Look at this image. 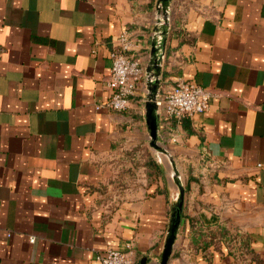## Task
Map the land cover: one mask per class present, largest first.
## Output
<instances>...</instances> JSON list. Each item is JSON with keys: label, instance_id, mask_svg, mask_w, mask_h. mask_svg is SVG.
I'll return each instance as SVG.
<instances>
[{"label": "crops", "instance_id": "0c3cea01", "mask_svg": "<svg viewBox=\"0 0 264 264\" xmlns=\"http://www.w3.org/2000/svg\"><path fill=\"white\" fill-rule=\"evenodd\" d=\"M155 2L0 0V264H95L107 248L159 264L176 187L141 86L126 111L98 107L124 29L145 68ZM170 11L159 94L184 79L216 97L159 121L185 189L167 264H264V0Z\"/></svg>", "mask_w": 264, "mask_h": 264}, {"label": "built area", "instance_id": "2783aa9c", "mask_svg": "<svg viewBox=\"0 0 264 264\" xmlns=\"http://www.w3.org/2000/svg\"><path fill=\"white\" fill-rule=\"evenodd\" d=\"M133 46L132 33L127 29L121 31L114 39L113 48L109 52L110 74L106 81L111 95L98 107L103 106L117 112L126 111L130 108L131 97L137 94L140 86V93L144 98L145 68L138 57L129 53ZM214 97L216 94L207 87L189 80L176 79L167 84L159 94V116L167 125L172 120L193 118L203 114ZM30 241L33 242V238H30ZM95 264H132V255L129 251L107 248L96 257Z\"/></svg>", "mask_w": 264, "mask_h": 264}, {"label": "water", "instance_id": "95a60500", "mask_svg": "<svg viewBox=\"0 0 264 264\" xmlns=\"http://www.w3.org/2000/svg\"><path fill=\"white\" fill-rule=\"evenodd\" d=\"M172 0H156L155 23L145 66V102L144 117L149 136L148 144L157 155H163L168 161L169 175L176 187V193L170 201L169 222L162 246L159 264H167L174 248L182 221L185 189L179 169L168 150L163 145L159 133V108L157 99L161 86L162 64L166 52V44L170 31V5Z\"/></svg>", "mask_w": 264, "mask_h": 264}, {"label": "rangeland", "instance_id": "374dc122", "mask_svg": "<svg viewBox=\"0 0 264 264\" xmlns=\"http://www.w3.org/2000/svg\"><path fill=\"white\" fill-rule=\"evenodd\" d=\"M131 176H133L135 178L138 176V169L136 166H135V171L131 174Z\"/></svg>", "mask_w": 264, "mask_h": 264}]
</instances>
